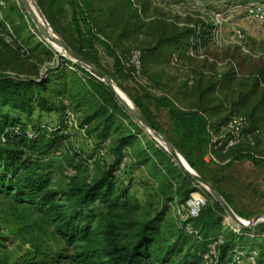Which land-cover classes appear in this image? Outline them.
I'll return each mask as SVG.
<instances>
[{
  "label": "trees",
  "instance_id": "obj_1",
  "mask_svg": "<svg viewBox=\"0 0 264 264\" xmlns=\"http://www.w3.org/2000/svg\"><path fill=\"white\" fill-rule=\"evenodd\" d=\"M37 6L73 52L109 76L99 61L97 47H101L114 61L113 80L124 73L135 76L126 68L132 52L127 43L140 35L154 39L153 45L143 48L144 54L140 51L142 67L153 53L164 50L166 55L184 56L207 48L212 41L211 26L177 30L160 21L145 22L146 3L141 0H37ZM24 30L23 23L0 19V31L14 38L19 51L24 49L23 54L37 60L23 78L0 75V196L33 206L47 219L55 236L72 250L69 256L55 254L56 262L59 258L72 264H231L234 254L242 253L245 260L255 252L257 263L264 264V222L254 230L234 232L208 192L197 218L183 223L169 218L171 208L185 204L198 191L196 181L148 136L104 83L48 46L31 44ZM49 62L53 64L40 73V66ZM263 74L237 78L230 69L219 80L201 74L185 93L191 98L188 107L181 106L178 96L153 97L167 113V129L132 99L152 127L235 213L217 184L218 170L209 165L228 157L254 165L260 161L251 151L243 152L242 144L225 153L212 149L217 163L208 164L204 157L212 139L238 113L245 116L247 137L264 125V90L259 88ZM42 114L46 118L56 114L58 122L44 124ZM70 124L95 135L101 151L109 147L112 160L100 171L92 169L94 157L74 150L66 132ZM53 157L67 163L65 173L72 172L65 188L52 187ZM124 159L144 169L154 182L164 202L161 209L143 205L131 187L118 180Z\"/></svg>",
  "mask_w": 264,
  "mask_h": 264
},
{
  "label": "rangeland",
  "instance_id": "obj_2",
  "mask_svg": "<svg viewBox=\"0 0 264 264\" xmlns=\"http://www.w3.org/2000/svg\"><path fill=\"white\" fill-rule=\"evenodd\" d=\"M32 2L37 4V0ZM141 2L146 3L147 11L143 15L145 22L156 20L177 30H196L206 25L211 26L212 30V41L207 48L188 52L184 56L166 55L164 50L159 54L153 53L149 55L150 59L143 61L139 75L132 77L124 73L115 80L113 59L106 56L101 47H97L101 66L109 74L108 77L114 82L124 100L134 103L132 101L134 99L143 104L163 129L168 128L167 113L156 106L152 101L153 97L166 94L170 97L178 96L181 106L188 107L191 98L185 93L201 74L206 78L212 76L219 80L230 69L237 78L244 79L258 76L260 72L264 73V0H141ZM11 6L18 10L9 11ZM5 17L14 24L23 23L25 27L23 36L30 37L31 44L40 42L49 49L58 51L43 38L23 8L21 0L7 1L5 6L1 7L0 19ZM13 40L14 38H9L5 31H0V75L23 78L32 70L37 60L32 58V54H23L24 49L19 51ZM127 44H130L129 50H139L144 54L143 48L153 45L154 39L140 35L135 41L131 40ZM145 58L143 56L144 60ZM52 64L49 62L41 65L40 73H44ZM260 80L259 88L264 90V74ZM225 110L229 111L227 105ZM238 114L243 116L241 113ZM42 116L44 124L52 126L58 122L56 114L50 115L49 118H46L45 114ZM66 132L71 135L72 146L78 154L95 158V162L91 163L94 171H100L112 160L109 147L101 151L95 135L90 136L79 130L77 125L71 124L68 125ZM148 136L153 138L151 135ZM156 140L155 142L161 146ZM242 147L243 152L251 151L260 163L254 165L247 160L236 161L234 157H228L218 158V165L210 164L209 168L218 170L217 184L232 201L236 211L234 213L247 223L258 216H264V125L253 137H247ZM52 160L56 171L52 187L65 188L69 178L65 173L67 163L60 157H53ZM117 178L123 185H129L132 194L153 211L164 206L154 182L149 179L144 169L135 167L129 159L126 166L117 173ZM167 214L171 219L176 218L174 208ZM225 223L236 227L227 215ZM255 227L256 225L251 228L254 230ZM0 236L2 237L0 264H72L67 259L58 258V262L54 260L55 254L69 256L72 250L55 236L47 219L40 212L33 206L18 205L3 196H0ZM240 264L249 263L244 260Z\"/></svg>",
  "mask_w": 264,
  "mask_h": 264
},
{
  "label": "water",
  "instance_id": "obj_3",
  "mask_svg": "<svg viewBox=\"0 0 264 264\" xmlns=\"http://www.w3.org/2000/svg\"><path fill=\"white\" fill-rule=\"evenodd\" d=\"M29 1L32 0H21L23 8L28 12L30 18L34 22L36 28L39 30L44 39L50 42L54 47L58 49L57 53L61 57H67L71 62L80 66L85 71L89 72L97 80L104 83L107 88L116 96L119 103L125 108V110L130 114V116L135 120V122L143 128L149 135H151L156 141H159L161 147L171 156L172 160L184 170L193 180L196 181L200 188L205 189L211 196V198L217 202L221 208L224 210L226 215L229 217L231 222H233L239 228L250 229L252 226L257 225L258 223L264 222V216H258L251 221L245 223L234 213L230 206L225 202V200L220 196L218 191L214 189L208 182L200 178L197 173L187 164L185 159L175 150V148L170 144V142L158 133L145 116L140 112L136 105L129 101L126 102L122 99L117 93V88L114 82L102 71L96 68L90 62L84 60L78 54L73 52L67 44L56 34V32L51 28L50 24L46 20L45 16L41 12L40 8L36 3L33 2L34 8L38 15V18L33 14L29 6ZM119 91V90H118Z\"/></svg>",
  "mask_w": 264,
  "mask_h": 264
},
{
  "label": "built area",
  "instance_id": "obj_4",
  "mask_svg": "<svg viewBox=\"0 0 264 264\" xmlns=\"http://www.w3.org/2000/svg\"><path fill=\"white\" fill-rule=\"evenodd\" d=\"M11 0H0V7H4L5 3ZM19 1V0H14ZM141 52L134 50L131 52L128 62L126 63V68L133 70L134 75H139L142 68L141 62ZM246 129V119L242 116H233L229 119L226 125L222 128L219 136L214 137L211 141V145L209 146V151L207 155L204 157V161L206 163H217V160L214 154L211 152L212 149H222V153L227 152L229 149L234 148L240 144H242L247 136L244 133ZM126 159L120 165V169L122 170L125 166ZM72 172H66V175L70 176ZM208 196L207 192L198 187V191L191 194L190 198L186 201L185 204L177 206L175 208L176 219H178L181 223L185 222L188 219H195L200 214L203 207L206 205ZM231 229L234 232L239 231V227L231 226ZM187 231L189 233L192 232L191 228L188 227ZM211 254L214 255L213 251ZM242 253L234 254L232 257L231 264H240L242 261ZM254 255V256H253ZM256 253L251 252L248 257L245 259L249 264H258L256 260Z\"/></svg>",
  "mask_w": 264,
  "mask_h": 264
},
{
  "label": "bare ground",
  "instance_id": "obj_5",
  "mask_svg": "<svg viewBox=\"0 0 264 264\" xmlns=\"http://www.w3.org/2000/svg\"><path fill=\"white\" fill-rule=\"evenodd\" d=\"M29 6H30V9L32 10L33 14L38 18V15L36 13V10L34 8V5H33V2L32 1H29ZM117 93L119 94V96L124 99L122 96H121V93L117 91Z\"/></svg>",
  "mask_w": 264,
  "mask_h": 264
}]
</instances>
